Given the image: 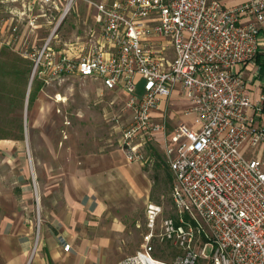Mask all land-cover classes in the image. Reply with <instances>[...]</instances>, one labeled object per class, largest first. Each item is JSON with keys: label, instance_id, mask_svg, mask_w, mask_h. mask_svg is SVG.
<instances>
[{"label": "built area", "instance_id": "2783aa9c", "mask_svg": "<svg viewBox=\"0 0 264 264\" xmlns=\"http://www.w3.org/2000/svg\"><path fill=\"white\" fill-rule=\"evenodd\" d=\"M87 2L100 23L88 52L56 60L45 45L35 66H49L55 79L75 74L123 92L129 121L121 140L130 163L141 162V145L165 132L164 114L152 112L173 92L187 101L182 114L189 118L163 137L174 217L163 219L155 236L181 254L171 263L153 255L163 210L149 202L141 249L117 264H264V125L254 127L248 113L264 110V96L254 104L237 69L257 55L264 0L230 7L221 0Z\"/></svg>", "mask_w": 264, "mask_h": 264}, {"label": "rangeland", "instance_id": "374dc122", "mask_svg": "<svg viewBox=\"0 0 264 264\" xmlns=\"http://www.w3.org/2000/svg\"><path fill=\"white\" fill-rule=\"evenodd\" d=\"M66 5L67 0L55 3L0 0V200L12 201L17 194L16 188L22 183L17 179L19 168L30 171L27 185L35 188L31 160L41 162L38 167L43 170L42 164L47 166L50 162V151L67 153L65 137L71 133V128L75 141L76 138L83 143L89 138L102 140L104 145L100 149L104 153L122 150L121 138L129 112L121 91H108L99 82L75 74L55 79L49 66H35L36 56L45 45L59 60L71 51L70 46L75 42L89 44L98 38L100 23L95 20L98 16L95 8L87 0H75L65 13ZM167 54L171 56L170 52ZM99 91L103 93L101 96ZM185 107L184 99L169 100L163 110L165 132L141 145V162L135 163L140 166L139 183L150 185V202L163 210L153 229L152 245L153 255L168 263L174 262L181 252L172 243L155 237L161 232V221L174 217L173 175L163 137L183 121ZM58 139L62 141L60 145L56 143ZM87 144L83 146L85 150L95 151L96 145ZM21 156L25 163L18 161ZM155 175L158 178H154ZM34 197L36 200V192ZM115 208V212L121 214L116 222L122 232L114 234L113 244L101 250L93 264H117L133 255L141 249L143 237L149 232L145 210L138 205L123 204ZM18 243L16 236L8 235L6 228L0 226V264H7L6 253L17 251ZM62 250L67 252L63 246ZM44 251L39 225L35 222L28 243V264H34L32 258L41 253L45 255Z\"/></svg>", "mask_w": 264, "mask_h": 264}, {"label": "crops", "instance_id": "0c3cea01", "mask_svg": "<svg viewBox=\"0 0 264 264\" xmlns=\"http://www.w3.org/2000/svg\"><path fill=\"white\" fill-rule=\"evenodd\" d=\"M243 1L221 0L226 7ZM85 43L75 42L70 46L71 52H88L90 46ZM237 69L251 101L257 103L264 96V28L260 32L256 57ZM102 94L98 92L99 96ZM170 99L183 98L176 91ZM167 104H162L161 111L152 114L161 115ZM248 113L254 117V127L264 125V110L257 113L249 109ZM182 116L183 121L189 120ZM72 130L65 137L67 153L50 151V162L47 166L42 164L43 170L38 167L41 162L31 160L35 188L27 185L30 171L19 168L17 179L22 183L16 188L17 194L12 201L0 200V226L19 242L17 251L6 253L7 264H28L29 238L37 221L45 255L41 253L32 258L34 264H93L99 252L113 244L114 234L122 232L116 222L121 214L115 212V207L135 204L145 210L150 202V185L139 183L142 179L137 173L139 165L127 162L121 149L104 153L100 149L104 145L102 140L89 138L83 143L76 138L75 141ZM56 143L60 145L62 141L58 139ZM86 143L96 145L95 151L85 150ZM255 156V151L248 154L249 158ZM260 157L264 169V155ZM18 161L25 163L24 156L18 157ZM123 214L126 216L128 212ZM60 240L69 244L67 252L62 250Z\"/></svg>", "mask_w": 264, "mask_h": 264}, {"label": "trees", "instance_id": "16d2710c", "mask_svg": "<svg viewBox=\"0 0 264 264\" xmlns=\"http://www.w3.org/2000/svg\"><path fill=\"white\" fill-rule=\"evenodd\" d=\"M154 154H155V156L157 155L156 153H154ZM154 178H158V175H155ZM167 178H168L169 180L171 179L169 174H167Z\"/></svg>", "mask_w": 264, "mask_h": 264}]
</instances>
